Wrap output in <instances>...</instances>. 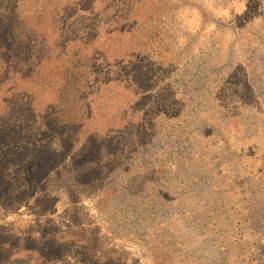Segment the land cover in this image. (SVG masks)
Masks as SVG:
<instances>
[{
	"label": "rangeland",
	"instance_id": "374dc122",
	"mask_svg": "<svg viewBox=\"0 0 264 264\" xmlns=\"http://www.w3.org/2000/svg\"><path fill=\"white\" fill-rule=\"evenodd\" d=\"M54 1L5 6L0 264H264V0Z\"/></svg>",
	"mask_w": 264,
	"mask_h": 264
},
{
	"label": "trees",
	"instance_id": "16d2710c",
	"mask_svg": "<svg viewBox=\"0 0 264 264\" xmlns=\"http://www.w3.org/2000/svg\"><path fill=\"white\" fill-rule=\"evenodd\" d=\"M69 1L70 0H63L62 2L61 0V2H59L58 0H55L53 2L54 8H52V13L50 14V18L53 21L54 32H58V34L61 35L63 32H65V22L63 20L68 19L70 16H72V13H75L79 10L82 12H89L88 7L83 6V3H81L79 6L78 2L72 4L69 3ZM7 3L8 0H2V3H0V32H2V34L0 35V54L3 51H7V48H11V37H13L14 39H25L28 36L33 35V40L36 41L38 38L37 34L35 33L37 30H35L34 28H32V32L19 30L21 23L25 18H27L29 14L23 16L21 13L15 11H12L10 13V10L5 9ZM87 3H90V0ZM7 15L8 18L5 22L2 19ZM9 28L15 30L10 31ZM94 41L95 40L92 39L89 41L84 40L83 44L72 47L70 49L71 51H69L68 53L69 57L65 60H62L60 64V67L62 68V74H57V78H55V86L57 88V101L59 102V104L61 103V109L65 114L72 113L71 111L69 112V110H72L71 107H67V100L74 99L76 98L75 96H77V94H75V92L71 91L70 89L73 85L78 84V79L76 78L77 75L74 72L77 71L78 73H80L89 69L90 62L93 61L92 55L94 51L91 50V47L94 45ZM32 49H36V47H33ZM5 56L6 55H0V69L5 68ZM39 58V55L36 53V59ZM6 64L9 67L8 63ZM7 73L8 71H5L4 76ZM45 75L46 69L36 70L35 77L44 78ZM0 101H3V99H0ZM0 105H2L4 109L0 116L12 114L11 106H6L3 104V102H0Z\"/></svg>",
	"mask_w": 264,
	"mask_h": 264
}]
</instances>
